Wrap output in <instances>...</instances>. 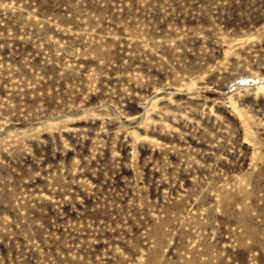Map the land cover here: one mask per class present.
I'll use <instances>...</instances> for the list:
<instances>
[{"label": "rangeland", "instance_id": "rangeland-1", "mask_svg": "<svg viewBox=\"0 0 264 264\" xmlns=\"http://www.w3.org/2000/svg\"><path fill=\"white\" fill-rule=\"evenodd\" d=\"M0 264H264V0H0Z\"/></svg>", "mask_w": 264, "mask_h": 264}]
</instances>
